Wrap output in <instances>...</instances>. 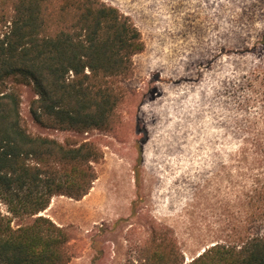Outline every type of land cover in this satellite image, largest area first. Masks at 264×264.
I'll list each match as a JSON object with an SVG mask.
<instances>
[{
    "label": "rangeland",
    "instance_id": "1",
    "mask_svg": "<svg viewBox=\"0 0 264 264\" xmlns=\"http://www.w3.org/2000/svg\"><path fill=\"white\" fill-rule=\"evenodd\" d=\"M101 1L129 16L145 44L113 130L44 129L31 116L33 89L20 88L31 134L101 150L89 195L56 197L41 214L69 230L70 264H138L154 232L177 242L187 264L264 233L255 199L264 172L232 167L256 113L242 105L264 64V0ZM0 211L15 229L30 222L2 200Z\"/></svg>",
    "mask_w": 264,
    "mask_h": 264
},
{
    "label": "trees",
    "instance_id": "2",
    "mask_svg": "<svg viewBox=\"0 0 264 264\" xmlns=\"http://www.w3.org/2000/svg\"><path fill=\"white\" fill-rule=\"evenodd\" d=\"M144 50L133 20L101 0H0V200L12 214L24 211L30 218L15 229L0 211V264H70L69 230L41 214L56 197L88 196L102 159L94 142L31 134L21 114L20 88L33 89L31 116L44 129L110 132L125 101L123 84ZM247 86L242 109L253 106L256 113L242 126L232 167L264 172V64ZM256 186L263 220L264 175ZM138 264L186 263L177 242L154 232ZM187 264H264V233L242 245L215 244Z\"/></svg>",
    "mask_w": 264,
    "mask_h": 264
},
{
    "label": "crops",
    "instance_id": "3",
    "mask_svg": "<svg viewBox=\"0 0 264 264\" xmlns=\"http://www.w3.org/2000/svg\"><path fill=\"white\" fill-rule=\"evenodd\" d=\"M63 198V197H62Z\"/></svg>",
    "mask_w": 264,
    "mask_h": 264
}]
</instances>
